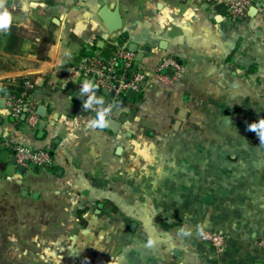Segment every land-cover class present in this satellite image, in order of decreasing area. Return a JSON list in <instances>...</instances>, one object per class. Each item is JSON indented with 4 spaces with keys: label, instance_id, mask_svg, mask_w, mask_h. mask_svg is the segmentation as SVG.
<instances>
[{
    "label": "crops",
    "instance_id": "1",
    "mask_svg": "<svg viewBox=\"0 0 264 264\" xmlns=\"http://www.w3.org/2000/svg\"><path fill=\"white\" fill-rule=\"evenodd\" d=\"M103 6L118 7V32ZM253 7L232 21L225 0H3L28 33L52 23L55 41L42 60L34 43L2 53L13 64L0 66V142L47 151L50 164L8 175L0 161V264H264V145L247 130L264 118V4ZM114 47L148 80L116 108L115 133L86 127L85 79L68 65ZM164 57L180 74L153 79ZM18 79L40 90L30 100L46 109L42 133L10 116L1 87ZM203 231L224 236V250Z\"/></svg>",
    "mask_w": 264,
    "mask_h": 264
},
{
    "label": "built area",
    "instance_id": "2",
    "mask_svg": "<svg viewBox=\"0 0 264 264\" xmlns=\"http://www.w3.org/2000/svg\"><path fill=\"white\" fill-rule=\"evenodd\" d=\"M206 2H218L220 0H205ZM264 4V0H260ZM253 0H225L226 11L228 17L232 21L243 20L247 17L248 10L253 7ZM75 71L85 80L94 82L97 85L96 89L89 92H84V101L88 99L92 92H100L106 89L108 93H113V97L106 95L108 99H103L102 104L94 99L91 109H85L94 117L97 110L111 106V113L107 119H116L117 110L121 106V101L125 100L126 93L131 90L137 93L142 92L147 88V74L136 65L134 54L126 48L116 47L108 57H103L100 54H95L83 58ZM166 71H172L174 77L180 74V67L176 59L172 57H164L155 66L151 77H164ZM83 82L79 81L75 84V89L80 92ZM35 85L31 82L26 83L28 89H32ZM7 105L10 116L14 121L19 122L23 115L28 127L35 129L38 126L39 118L36 114L37 102L30 100V96L23 93L20 97L7 98ZM82 103V108H83ZM6 152L7 156L15 158L16 166L27 165L36 167H46L50 164V156L47 151H33L19 145H13L8 141L0 142V153ZM199 239L204 243H209L216 251L221 252L226 246V239L219 233L203 231L199 233ZM264 248V240L260 242Z\"/></svg>",
    "mask_w": 264,
    "mask_h": 264
},
{
    "label": "trees",
    "instance_id": "3",
    "mask_svg": "<svg viewBox=\"0 0 264 264\" xmlns=\"http://www.w3.org/2000/svg\"><path fill=\"white\" fill-rule=\"evenodd\" d=\"M257 1V0H253ZM38 30H40L39 40L35 42V40H31L36 45V53L37 59L42 60L45 58V54L51 44L55 41V36L53 32V24L47 23L44 27L40 25L36 26ZM27 30L18 27L13 22L11 23L10 29L5 32H0V52L7 55H16L21 53L22 48L24 47L25 41L27 39ZM116 47L113 48V50ZM112 50V51H113ZM111 51V52H112ZM111 54V53H110ZM92 56V54H81L78 57L74 58L73 62H70L68 65L70 67H75L79 64V62L86 57ZM3 65V62L0 60V66ZM26 79H18L16 84H10L4 82L1 91L6 94L8 97L17 98L20 97L23 93L26 96H30L32 94L38 93L40 90L38 87H33L32 89H28L26 87ZM96 93H101L96 91ZM140 98V97H139ZM98 206L101 207V204ZM81 212H78V216ZM80 217V216H79ZM81 220V219H80Z\"/></svg>",
    "mask_w": 264,
    "mask_h": 264
},
{
    "label": "clouds",
    "instance_id": "4",
    "mask_svg": "<svg viewBox=\"0 0 264 264\" xmlns=\"http://www.w3.org/2000/svg\"><path fill=\"white\" fill-rule=\"evenodd\" d=\"M3 6V0H0V7ZM12 23L11 13L4 8L0 11V32H7L10 29ZM97 85L89 80H85L80 89V93L89 92L92 89H96ZM94 99H98L99 103L102 104L103 98H96L95 92L88 97L83 103V109H91ZM111 113V106L103 108V110H97L95 118H91L87 121L86 127L92 129H104L108 126L109 121L107 119L108 115ZM247 130L255 132L261 145H264V118H259L256 122L247 125ZM191 235L190 231L181 228L178 230V236H188ZM153 240L149 239L147 242V247L153 245Z\"/></svg>",
    "mask_w": 264,
    "mask_h": 264
},
{
    "label": "water",
    "instance_id": "5",
    "mask_svg": "<svg viewBox=\"0 0 264 264\" xmlns=\"http://www.w3.org/2000/svg\"><path fill=\"white\" fill-rule=\"evenodd\" d=\"M257 8H258V5L251 8V12L252 13L256 12ZM98 17L102 21L103 25L105 26V28L107 29V31L109 33L118 32L122 27V22H121L120 14L118 11V7H115L113 10H109L107 8V6H103L102 8H100V10L98 12ZM53 22L56 23V20H53ZM101 92L104 95H109L110 97H113V93H108L106 89L101 90ZM80 96H83V94H81ZM126 97L130 100H134L136 97V92L129 90L126 93ZM45 112H46V109L44 106H39L37 108V111H36V114L41 117L39 124H38V128L41 130L40 131L41 133L45 127V120H44L45 119ZM180 115L182 116V113ZM24 117H25V115H23L21 119L24 120ZM124 118H125V115L123 114L118 119V121L109 119L108 120L109 124H108L107 128L110 129L114 133L117 132L119 122H122L124 120ZM179 126H180V122L177 121V122H175L173 129L178 130ZM7 159H8V170L6 173L8 175H11L14 170H17L18 172H24L25 167L28 166L27 163H25L24 166H16L15 158L13 156L8 157L6 152H1L0 153V161H6ZM228 244H230V241H228Z\"/></svg>",
    "mask_w": 264,
    "mask_h": 264
},
{
    "label": "rangeland",
    "instance_id": "6",
    "mask_svg": "<svg viewBox=\"0 0 264 264\" xmlns=\"http://www.w3.org/2000/svg\"><path fill=\"white\" fill-rule=\"evenodd\" d=\"M53 29H54V28H53ZM30 30H31L32 32H30V33L27 32V33H28V35H27V39H26V41H25L24 47H23L22 50H21V53L24 54V55L28 54V51H29V50H32L33 47H35V45H33V42H31V40L34 39V37H37V39H38V37H39L38 34H40V33H39L40 30H38L36 26L33 27V28H31ZM31 36H32V38H31ZM33 36H34V37H33ZM34 40H35V39H34ZM0 60L3 62V65L1 64L2 67H3L4 64H6V63L13 64L12 62H9V61H8V60H11V58L2 55L1 52H0ZM14 60H15V61H13V62H14V65H15V66H20V64H21L20 59H17V61H16V59H14ZM18 61H19V62H18ZM22 62H23V61H22ZM25 62H26V61H25ZM19 63H20V64H19ZM96 94H99V93H96ZM0 254H1V256H3V254H2L1 252H0Z\"/></svg>",
    "mask_w": 264,
    "mask_h": 264
}]
</instances>
